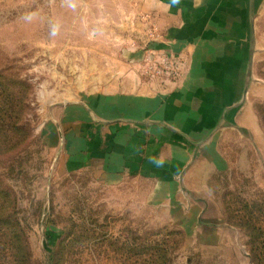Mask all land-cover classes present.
Masks as SVG:
<instances>
[{"label":"rangeland","instance_id":"obj_1","mask_svg":"<svg viewBox=\"0 0 264 264\" xmlns=\"http://www.w3.org/2000/svg\"><path fill=\"white\" fill-rule=\"evenodd\" d=\"M168 24L153 0H0V264H264L259 51L260 131L222 141L221 171L180 180L167 159L112 172L74 154L91 102L183 75L154 45Z\"/></svg>","mask_w":264,"mask_h":264},{"label":"crops","instance_id":"obj_2","mask_svg":"<svg viewBox=\"0 0 264 264\" xmlns=\"http://www.w3.org/2000/svg\"><path fill=\"white\" fill-rule=\"evenodd\" d=\"M153 2L169 21L155 48L178 55L183 75L154 90L143 84L109 95L101 105L91 102L89 112L98 121L75 138L74 154L107 159L115 165L112 172L118 164L131 171L147 159H167L180 180H191L204 164L221 171L219 159H227L222 141L260 131L247 100L255 57L264 54V0Z\"/></svg>","mask_w":264,"mask_h":264}]
</instances>
